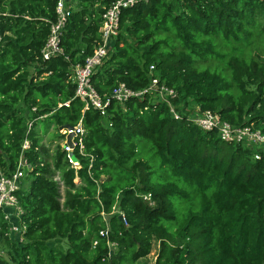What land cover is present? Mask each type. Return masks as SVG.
<instances>
[{"label":"trees","instance_id":"1","mask_svg":"<svg viewBox=\"0 0 264 264\" xmlns=\"http://www.w3.org/2000/svg\"><path fill=\"white\" fill-rule=\"evenodd\" d=\"M111 1L71 0L60 40L66 58L43 60L56 0H0V169L13 172L21 156L32 167L16 192L23 241L8 236L0 216V264H135L154 242L155 264H264V157L221 147L216 132H202L185 115L175 120L157 96L112 102L107 117L75 98L71 67L101 42ZM260 52L264 0H149L121 11L119 34L91 82L104 96L120 84L140 91L157 77L177 92L176 109L197 105L264 134ZM80 120V168L70 167L59 145L47 162L39 124L62 141L59 130ZM174 200L190 203L183 224Z\"/></svg>","mask_w":264,"mask_h":264},{"label":"built area","instance_id":"2","mask_svg":"<svg viewBox=\"0 0 264 264\" xmlns=\"http://www.w3.org/2000/svg\"><path fill=\"white\" fill-rule=\"evenodd\" d=\"M149 0H112L104 9L101 15V26L99 29L101 42L97 44L92 55L85 58L83 64L71 67V81L75 85V98L81 100L85 105V110L93 108L99 112L102 117H107L108 107L112 102L124 104L130 98H142L149 94L157 96L165 103L169 112L175 120H179L184 115L202 132H216L220 140L230 145H241L253 149L254 159L260 160L264 157V134L260 129L255 128L253 124L246 126H234L220 119V115L210 110H201L197 105H191L184 109L185 113L180 114L173 104V100L177 99V92L164 84H160L157 77H152L147 88L140 91H132L124 84L118 85L110 94L101 96L94 89L91 78L96 70L103 64L108 56L112 45L119 34V20L121 11L136 5L139 2H147ZM71 0H56L54 7L55 20L50 24L49 34L45 41V45L41 50L43 60H49L55 56H64L60 47L62 32L66 26L67 20L72 13ZM2 42V34L0 32V44ZM66 58V56H64ZM150 72L155 70L154 66H150ZM68 106V102L63 104ZM61 106V105H60ZM28 123V130L31 127ZM111 126V125H110ZM59 133L64 137L60 144L61 151L65 154L66 160L70 167L74 170L80 168V163L75 158L74 152L84 156V136L81 120L71 129H60ZM71 135V145L67 144L66 138ZM28 141L24 140L22 150H27ZM32 171V167L21 156L17 162L15 170L6 174L0 169V216L8 226V236L17 238L19 242L23 241L26 227L22 221L23 212L19 206L16 192L22 185V180ZM59 181V178H55ZM62 188V186H61ZM143 202L150 207L154 205L149 194L138 195ZM122 223L127 226L123 215L121 214ZM101 237H107V230L101 231ZM114 249V245H109Z\"/></svg>","mask_w":264,"mask_h":264},{"label":"rangeland","instance_id":"3","mask_svg":"<svg viewBox=\"0 0 264 264\" xmlns=\"http://www.w3.org/2000/svg\"><path fill=\"white\" fill-rule=\"evenodd\" d=\"M225 50H227V49H225ZM260 53L262 56L264 55V53H262V52H260ZM29 71L32 72V68H30ZM177 110H178V112H180L181 115L185 113V111L181 110V106H180V109H177ZM39 125H40L39 126L40 127L39 137L41 139L40 145L42 147H44L46 150H48V154H46V156L44 158L47 162H49L51 164L53 162L52 157L56 152V148L58 145L60 146V144L62 142H61V139L58 138L57 129L52 127L50 129H48L46 132H44L45 131L44 126L42 124H39ZM221 147L226 148V144L222 143ZM143 158H144V160L149 161V163L154 166V169H157L158 161L156 159H151V157H149L147 154H145L143 156ZM161 176H162V173H161ZM57 177H59V176L56 175L55 178H57ZM156 177H157V175L155 174L154 178L156 179ZM164 178H167V174L164 175ZM30 181H31V177H28L24 180L25 188L28 186ZM173 203H174V208H175L176 215H177V223H180V224L185 223L186 212L190 208V203L184 202L181 200H174ZM173 224H176V223H173ZM167 225L171 226L173 228V225L171 223H167ZM158 250H159V245H158V243L154 242L149 255L146 258L137 261L135 264H155V260H156L157 254H158ZM0 254L3 256H6V254L4 252H2L1 250H0Z\"/></svg>","mask_w":264,"mask_h":264},{"label":"water","instance_id":"4","mask_svg":"<svg viewBox=\"0 0 264 264\" xmlns=\"http://www.w3.org/2000/svg\"><path fill=\"white\" fill-rule=\"evenodd\" d=\"M63 128H66V129H71V126H64ZM63 128H61V129H63ZM71 135H69V136H67V138H66V142H67V144H69V145H71ZM119 219L121 220V216H119Z\"/></svg>","mask_w":264,"mask_h":264}]
</instances>
